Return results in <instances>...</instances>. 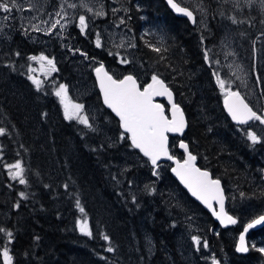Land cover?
Returning <instances> with one entry per match:
<instances>
[{
  "label": "trees",
  "instance_id": "trees-1",
  "mask_svg": "<svg viewBox=\"0 0 264 264\" xmlns=\"http://www.w3.org/2000/svg\"><path fill=\"white\" fill-rule=\"evenodd\" d=\"M199 1L214 30L209 39L204 30L198 32V25L173 15L164 0H121L130 10L125 27L135 45L127 56L121 50L128 64H121L116 53L109 55L107 48L94 47L90 33L81 34L77 25L62 32V38L86 59L103 63L115 78L132 74L141 86L151 82L153 73L165 80L188 125L182 138L170 139V153L183 159L178 142L185 140L197 156V165L221 180L227 212L237 223L220 228L172 177L169 163L160 164L158 177L152 175L148 159L130 146V140L120 139V123L103 106L93 71L83 69L91 91L81 99L94 108L92 128L66 120L51 91L54 83L73 87L78 80L73 62L77 53L69 59L68 50L61 51L54 59L58 71L37 91L28 79V57L43 53L44 48L29 44L16 31L9 56L0 58V127L6 130L0 136V226L14 234L10 245L14 264H209L202 257L207 249L191 245L196 231L184 233L188 213L204 218L205 235L199 231L198 237L208 242L214 254L224 248V262L259 264L264 260L250 244L245 255L234 250L244 225L264 215L263 185L251 186L252 173L260 180L264 175V146L238 137L236 125L223 110V96L203 48L217 41L223 20L218 16L226 6L219 7L215 0ZM242 16L247 23L241 25L240 33L256 41L253 57L261 59L255 48L264 39V23L259 24L264 14L255 9ZM52 42L54 50L62 48L61 41ZM149 45L162 50L157 53ZM17 160L25 168L26 185L11 180L4 166ZM231 187L238 190L235 199L228 194ZM21 191L26 199L20 197ZM77 199L85 209L91 237L77 227L84 215L76 207ZM104 235L110 239L105 241ZM255 236L264 237V227L251 232L249 238ZM3 239L6 237L0 234ZM109 246L115 250L108 252Z\"/></svg>",
  "mask_w": 264,
  "mask_h": 264
},
{
  "label": "snow or ice",
  "instance_id": "snow-or-ice-1",
  "mask_svg": "<svg viewBox=\"0 0 264 264\" xmlns=\"http://www.w3.org/2000/svg\"><path fill=\"white\" fill-rule=\"evenodd\" d=\"M167 2L176 13L184 15L193 24L197 23V18L194 15V11L196 10L191 9L189 5L182 6L183 0H167ZM248 2L252 3V0H248ZM259 3L261 9L264 10V0H259ZM77 7V3L63 0L59 5V10L55 12V17L58 18L53 19L51 22L47 20L41 21V23L49 25V27L43 29L45 34H51L53 30H56L58 27L63 30L65 24L61 23V21L65 20L68 16L67 9H77ZM79 7L86 9L88 13H93V8L84 2V0H80ZM31 10V8L25 9L20 0H0V12L5 14L0 16V19L4 21L13 19L12 13L15 11L22 12ZM112 11L117 12L119 10L113 8ZM199 11L203 13L204 8L201 7ZM94 15L105 16L106 13L103 10H98L95 11ZM221 15H223V13H221ZM31 19H35V17ZM89 19L90 18L86 17L85 14L79 15L78 27L81 34H87ZM229 19H231L232 23H237L234 17H229ZM199 22L203 23V18H201ZM29 23L32 30H42L38 24H31V20H29ZM123 23L124 20L121 18L120 24ZM261 23H264V21H261ZM95 44L97 48L102 46L99 34L96 35ZM130 46L135 47V45ZM118 47H123V42H121ZM149 47L157 53H160L162 50L160 47L152 45H149ZM164 50L166 51V49ZM15 55L19 56L20 53L16 52ZM109 55H113V53L109 52ZM116 55H119V53H116ZM204 58L205 61L209 63V67H211L213 63H220L219 60H212L210 58L208 50H205ZM28 59L38 62L40 66L39 70L46 76L58 71L54 59L44 54H40L39 56L32 55L29 56ZM120 63L128 64L130 61L126 58H121ZM36 71L37 69L29 65L28 79L35 86L36 90L39 91L44 81L34 75ZM94 71L99 82L100 91L103 95L104 104L119 117L120 126L123 129L120 139L130 140V146L133 149H138L144 157L148 158L152 166V175L159 176L158 169L161 165L158 161H160L161 158L174 161L175 167L172 168V172L175 173L191 194L211 209L213 215L216 216L222 225L236 224V219L225 211V195L221 187V180L219 178L214 179L207 169L202 170L197 167V156L193 155L189 150V145L183 140L179 143V147L183 149L186 154V158H184L182 162L170 154L169 137L167 134H183L186 127V120L180 105L174 102L173 92L165 80L162 79L159 74L153 73L151 75V82L141 86L137 78L132 74L125 75L122 79L114 78L105 69L103 63H101L99 67H96ZM212 74L215 77L216 84L223 93L224 107L232 120L241 125L249 124L250 121H258L260 124L264 125V112L258 114V112L250 106L249 102H246V99L239 91H233L231 89L230 84L225 79L221 78L218 71H213ZM54 95L59 98V103L63 106V115L66 120H75L87 128H92L89 115L83 114L85 106L80 103H74L69 97L68 85L59 84L55 88ZM155 97H167L170 104V109H168V111H170V117L166 114V108L163 104L154 103ZM244 132L246 138L252 144L264 143V137L257 135L251 128L245 129ZM4 135H6V130L0 127V136ZM4 166L7 168L8 175L12 180H18L20 185H26L28 183L24 176L25 168L20 160L5 164ZM64 187L67 189L68 185L65 184ZM145 187L147 189L149 186L146 185ZM19 195L21 198H27V194L23 191H21ZM243 195L244 193H241V196ZM213 202L218 203L219 211L213 207ZM16 206L19 207V204ZM76 207L81 214H84L77 220V227L81 234L91 237L93 233L85 209L81 206L79 199L76 200ZM260 224H264V215H260L258 218L248 223L244 228V233ZM0 234L6 237V239L0 240V264H14L13 249L10 247V245L14 243V234L11 230L2 226H0ZM103 239L108 241L110 238L104 235ZM192 240L197 246V250H199L201 246L205 249L209 247L208 242L206 240L202 242L201 238L198 236H192ZM106 250L108 252H113L115 249L109 246ZM236 250L241 253L249 251L243 233L239 237V244ZM258 251L264 253V248H260ZM213 264H219V262L214 260Z\"/></svg>",
  "mask_w": 264,
  "mask_h": 264
},
{
  "label": "rangeland",
  "instance_id": "rangeland-1",
  "mask_svg": "<svg viewBox=\"0 0 264 264\" xmlns=\"http://www.w3.org/2000/svg\"><path fill=\"white\" fill-rule=\"evenodd\" d=\"M20 2L23 4L25 9L31 8L32 10L22 12L15 11L12 13L14 18L8 21L0 19V58L9 56L11 51L10 44L15 38L14 33L16 31H19L21 34L20 36L25 37L29 44L42 45L44 47V52L41 54H44L49 58L57 59L59 53L63 50H68L67 58L69 59L70 55L77 53V57L74 58L75 61L73 62L74 64H77L74 66L78 71L79 78L76 82L72 83L73 87L68 86L69 97L74 103L83 104L85 106L83 114L89 115L90 119H92V117H94L93 106L81 101L82 96L86 95L89 90L91 91L89 82L85 80L83 69L92 72L98 63L93 60L86 59L82 55L83 53H80V50L77 51V48L73 50L72 46L67 43V40L62 38V32H66V29L68 27L70 28L72 25H77L78 27L79 15L85 14L86 17L90 18L87 33H90L92 37L93 46L96 47V35L99 34L102 44L100 48L103 49V47H105L110 50L111 53H119L118 56L120 60L121 58H125L132 48L130 46L132 45V38L130 33L127 31L128 29L125 27V21H127L128 18V11H130L129 7H124L125 5L120 3L121 0H84V2L93 8V13H88L86 9L79 7L80 0H68V2L77 3L78 7L77 9H67L68 16L65 20L61 21V23L65 24L64 29L61 30L58 27L56 30H53L51 34H45L43 29H46L49 25L41 23V21L47 20L51 22L53 19L58 18L55 17V12L59 10V5L63 2V0H20ZM215 2L223 9V6H226V9L221 12L223 15L218 16L223 19L219 23L220 35L214 44L212 43L211 45L203 48L204 52L205 50H208L209 56L212 60L220 61L219 64L213 63L210 67V72L215 86L218 92L223 96V93L216 84L215 77L212 74L213 71H218L221 78L225 79L230 84L233 91L241 92L247 100L258 109L259 113H261L264 111V79H261L264 78V39L258 40L257 48H255V51L259 50V53L262 55L261 59L257 58V56L254 58L252 51H254V44H256V41H252V39L249 40L248 36L240 33V31H242L241 25L247 23L242 16L245 12L256 9L261 14H264V10L261 9L259 0H252V3H249L248 0H215ZM183 3L191 6V9L196 10V25H198V32L204 30L206 38H211L214 35V30L210 26L208 12L204 3L199 0H183ZM201 7L204 8L203 13L199 11ZM113 8L118 9L119 11L113 12ZM98 10H103L106 15L95 16L94 13ZM2 15L5 14L0 12V16ZM33 17H35V19H31ZM229 17H234L237 20V23H232ZM121 18L124 20L123 24H120ZM201 18H203V23L199 22ZM29 20H31V24H38L42 30H32ZM103 21L105 22L103 23ZM259 24L263 25L261 22ZM156 30L157 28L154 27L152 32L156 33ZM53 40L61 41V44L58 43V45H62V48L58 47L54 50L52 45ZM121 42H123V47H118ZM123 49L126 51V56L121 51ZM260 62L262 64V70L258 67ZM29 65L37 69L34 75L44 81V83L54 77L55 72L47 76L43 74L39 70L40 66L38 62L29 60ZM207 65L209 66L208 62ZM55 88L56 84L54 83L51 91L53 95ZM56 99L59 101V98L56 97ZM61 107L63 109L62 105ZM236 127L237 128L234 130V133L241 139L248 141V144L252 143L246 138L244 132L245 129L251 128V130L255 131L257 135L264 137V125L260 124L258 121L253 122L245 128H241L240 126ZM258 144H262L264 146V143ZM262 158L264 159V157L261 156V159ZM15 181L18 182V180ZM236 192L237 190L233 189V187L229 189L228 194H230L231 199H235ZM204 222V218L199 214H186L184 217V223L187 227L184 233L189 231V234L192 231H196L197 234L191 235L192 237L198 236V232L201 231L200 235H205L203 229ZM229 237H231L230 234H228V238ZM236 240L237 237L235 238L234 243H236ZM250 244L257 247V249L264 248V237L255 236L254 239L251 240ZM191 245L196 246L193 240H191ZM262 254L264 255V253ZM223 255L224 248L222 247L215 254L208 248L207 250L202 251V257L205 258L209 264H213L214 260L218 261L219 264H228L226 261L221 262V257ZM187 257L191 258L189 255ZM263 261L264 260L259 262V264H263Z\"/></svg>",
  "mask_w": 264,
  "mask_h": 264
},
{
  "label": "water",
  "instance_id": "water-1",
  "mask_svg": "<svg viewBox=\"0 0 264 264\" xmlns=\"http://www.w3.org/2000/svg\"><path fill=\"white\" fill-rule=\"evenodd\" d=\"M164 2H165V4H166V6L168 7V9L170 10V12L173 14V15H175L176 17H180V18H185V19H188L187 17H185L184 15H182V14H178V13H176L171 7H170V5L168 4V2H167V0H164ZM195 15V14H194ZM189 20V19H188ZM191 22V21H190ZM192 23V22H191ZM193 24V23H192ZM100 66V64L98 65V66H96V67H99ZM95 67V68H96ZM95 68H94V70H95ZM106 69V68H105ZM110 75H112L111 73H109ZM93 75H94V80H95V84H96V88H97V91H98V93H99V96H100V99H101V102H102V104H103V106L119 121V117L118 116H116V114L110 109V108H108L107 107V105H105L104 104V102H103V95H102V93H101V91H100V88H99V82H98V80H97V77H96V73H95V71L93 72ZM113 76V75H112ZM114 77V76H113ZM124 77V76H123ZM123 77H121V78H116V79H122ZM115 78V77H114ZM173 92V91H172ZM241 93V92H240ZM241 95L245 98V96L241 93ZM246 99V98H245ZM173 100H174V102H175V97H174V93H173ZM246 102H249L247 99H246ZM154 103H160V104H163V103H165L167 106H168V108L170 109V104H169V102H168V99H167V97H155L154 98ZM176 103V102H175ZM249 104H250V102H249ZM164 105V104H163ZM250 106L252 107V105L250 104ZM182 109V108H181ZM223 110H224V112H225V114H226V116L229 118V120L233 123V124H235V125H241V124H238L236 121H234V120H232V118H231V116L229 115V113L227 112V110H226V108L224 107V102H223ZM166 114H168L169 115V117H170V111H168V113L166 112ZM184 116H185V114H184ZM185 120H186V117H185ZM119 123H120V121H119ZM249 123H251V121L249 122ZM246 125H248V124H246ZM187 127H188V125H187V120H186V127H185V129H184V132H183V134H180V133H168L167 135H168V137H169V145H170V139L172 138V137H183L184 136V134H185V132H186V130H187ZM122 129V128H121ZM122 131H123V129H122ZM181 141V140H180ZM180 141H179V143H180ZM184 142H185V140H183ZM179 143H178V149H179V151H181L182 153H183V159L184 158H186V154H185V152H184V150L183 149H181L180 147H179ZM186 143V142H185ZM137 151H139L138 149H136ZM169 150H170V147H169ZM140 152V151H139ZM140 154L141 155H143L141 152H140ZM171 154V153H170ZM146 159H148L147 157H145ZM177 159V158H176ZM183 159L181 160V162L183 161ZM158 163L159 164H161V163H170V165H171V168H170V173H171V175H172V177L177 181V183L188 193V195L194 200V201H196L202 208H203V210H205L209 215H210V217L212 218V220L215 222V223H217V225L220 227V228H222V229H225V228H230L231 226H233V224H228V225H222L221 223H220V221L216 218V216L215 215H213V212H212V210L211 209H209L205 204H203V202L202 201H200V200H198L196 197H194L192 194H191V192L185 187V185L180 181V179L175 175V173H173L172 172V168H174L175 167V163H174V161H169V160H167L166 158H161V160L160 161H158ZM197 165V164H196ZM197 167H199L198 165H197ZM200 168V167H199ZM202 170H204L203 168H201ZM221 187H222V189L224 190V188H223V186H222V184H221ZM224 195H225V211L227 212V210H226V205H227V197H226V194H225V191H224ZM213 207L217 210V211H219V205H218V203H216V202H213ZM228 213V212H227ZM229 214V213H228ZM230 215V214H229ZM258 218V217H257ZM256 219V218H255ZM251 222V221H250ZM250 222H248V223H250ZM247 223V224H248ZM247 224L246 225H244V227L242 228V230L240 231V233L238 234V237H237V241H236V247H235V251H236V253H238V254H243V255H245V254H247L248 253V251L247 252H244V253H241V252H238L236 249H237V246H238V244H239V237H240V235L243 233L244 235H245V242H246V245L248 246V236L250 235V233L251 232H255V231H258V230H260L261 228H263L264 227V224H260V225H256L254 228H251V229H249L246 233H244V228L247 226ZM248 248H249V246H248Z\"/></svg>",
  "mask_w": 264,
  "mask_h": 264
},
{
  "label": "flooded vegetation",
  "instance_id": "flooded-vegetation-1",
  "mask_svg": "<svg viewBox=\"0 0 264 264\" xmlns=\"http://www.w3.org/2000/svg\"><path fill=\"white\" fill-rule=\"evenodd\" d=\"M183 4H185V3H183ZM195 14V13H194ZM195 16H197L196 14H195ZM197 18V17H196ZM12 22V21H11ZM192 24V23H191ZM192 25H195V24H192ZM52 45H53V43H52ZM39 46H41V47H43L42 45H39ZM44 48V47H43ZM253 106V108H254V110L255 111H257L258 112V114H259V111H258V109L254 106V105H252ZM264 112V111H263ZM253 122H255V121H252V123ZM241 127V126H240ZM246 127H248V126H246ZM241 128H245V127H241ZM252 177H253V181H252V183H251V186H253V187H255V188H260L262 185H263V187L262 188H264V175H262V178H261V180L259 179V175L258 174H256V173H254V174H252L251 175ZM233 189H235V188H233ZM236 190V189H235ZM238 191V190H237ZM239 234V233H238ZM238 236V235H237ZM236 236V237H237ZM250 242H251V239H249V244H250ZM248 244V246H250ZM235 247H236V243L234 244V250H235ZM236 252V251H235ZM224 256L223 257H221V262H224Z\"/></svg>",
  "mask_w": 264,
  "mask_h": 264
}]
</instances>
